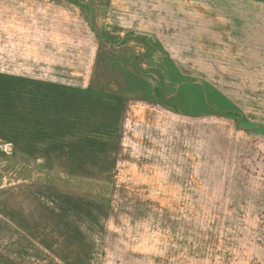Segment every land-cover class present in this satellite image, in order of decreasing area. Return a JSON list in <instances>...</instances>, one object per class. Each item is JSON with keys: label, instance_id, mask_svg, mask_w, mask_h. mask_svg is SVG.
Wrapping results in <instances>:
<instances>
[{"label": "rangeland", "instance_id": "374dc122", "mask_svg": "<svg viewBox=\"0 0 264 264\" xmlns=\"http://www.w3.org/2000/svg\"><path fill=\"white\" fill-rule=\"evenodd\" d=\"M3 2L0 264H264V0Z\"/></svg>", "mask_w": 264, "mask_h": 264}, {"label": "crops", "instance_id": "0c3cea01", "mask_svg": "<svg viewBox=\"0 0 264 264\" xmlns=\"http://www.w3.org/2000/svg\"><path fill=\"white\" fill-rule=\"evenodd\" d=\"M10 5L8 4V3H5V2H3V4L1 3V7L0 8H2L3 10H7V9H9L8 7H9ZM206 90H208V91H210V94H211V90H209V89H206ZM217 95L216 94H212V95H208V98L206 99V100H204V102H203V104L205 103V104H207L208 106H206V107H204L198 114V116L199 117H205V116H217V117H222V118H225V119H230V120H232V118H229V117H227V116H221V115H219L218 113H216V112H214V109H212V108H215V106H216V103L215 102H210V99H211V97L214 99V97H216ZM219 98H221V97H219ZM209 100V101H208ZM214 100H216V99H214ZM222 100H223V98H222ZM206 108V109H205ZM213 110V111H212ZM207 112H209V113H207ZM185 115V114H184ZM189 117L191 116V115H188ZM193 116V115H192Z\"/></svg>", "mask_w": 264, "mask_h": 264}]
</instances>
